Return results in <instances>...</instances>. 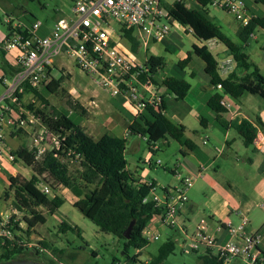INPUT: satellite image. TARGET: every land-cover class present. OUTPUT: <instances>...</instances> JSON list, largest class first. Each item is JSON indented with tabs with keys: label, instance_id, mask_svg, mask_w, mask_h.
I'll return each mask as SVG.
<instances>
[{
	"label": "trees",
	"instance_id": "16d2710c",
	"mask_svg": "<svg viewBox=\"0 0 264 264\" xmlns=\"http://www.w3.org/2000/svg\"><path fill=\"white\" fill-rule=\"evenodd\" d=\"M194 1L198 5V9L187 8L182 1L174 2L167 8L169 16L176 23L187 28L192 37L203 44L193 46L192 53L205 63L204 71L210 77V85L214 89H217V85L220 86V89H217L219 91H215L206 102L208 109L215 114L217 125L222 129L232 127L241 137L243 145L251 147L257 128L246 120L227 123L223 116L227 109L221 104V101L224 96L239 100L245 95L258 96L264 101V77L244 52V45L247 44L251 34L257 29L264 30V15L251 17L245 26L237 27L236 38L240 43L237 45L222 32L212 19L201 12V8L210 5V0ZM252 1L264 7V0ZM119 33L120 37L127 42L130 51L136 54L140 43L133 35V31L119 28ZM211 40L217 41L225 47L227 54L236 65L235 69L239 68L243 72L245 71L242 76H238L235 69L226 76H221L215 55L205 45ZM189 61L190 53L177 65L183 69ZM0 65L7 76H11L15 72V69L9 67L4 61H1ZM164 66L163 57L153 55L146 57L144 67L147 70L143 73L142 79L149 78L154 87H164L176 101L182 100L190 90L189 82L172 76L158 80L156 74ZM69 78L68 74L63 76L61 70L58 79L53 77L48 85L32 90L36 98L35 104H22L24 109L32 112L39 119L41 125L56 136L59 146L58 149L52 147L46 150L38 161L34 160L33 151L26 146H21L12 152L16 159L32 169L33 175L25 184L10 178L9 185L3 193L5 200L9 199L11 195V206L24 213L22 219L26 227L18 228L15 224L11 229L12 239L0 240V264L12 260H24L26 256H33L34 258H30V260L38 261L39 255L43 254L42 251L51 253L58 262L60 256L64 254V249H55L45 242H39V247H29L30 244L26 242L35 227L45 223L44 216L37 209L43 206V197L46 198V196L38 193L34 188L41 182L45 183L52 191L55 188L68 190L74 197L72 206L82 216L88 219L100 232L121 240L123 255L126 256L127 261L125 264H162L174 252L175 244L172 238H167L158 247L156 254L152 255L146 263L140 262L137 255L127 256V249L132 248L135 251H140L150 243L146 240L143 232L158 210L152 203H145L143 200L155 183L151 182V185H148L147 182L140 183L127 170L125 139L109 134L94 139L82 126L72 121L69 112L50 105L47 95L57 96L60 94L62 96L63 94L70 97L66 88L63 87V83ZM24 87V93L30 91L27 86ZM69 106L72 112H78L82 116L86 114L85 108L77 101L69 102ZM165 112L164 96L161 97L158 105L145 104L143 111L130 119L128 135L144 138L147 149L152 155L160 150L159 146L162 142L171 141L181 147V156L193 152L196 145L186 137L185 127L170 120L166 117ZM256 121L262 125L258 120ZM199 123L200 127L204 129L206 120L201 118ZM21 133L18 131L16 135ZM75 155H78L80 163L72 171L69 161L74 160ZM63 202L57 195H54L50 200L53 210L58 209ZM53 210L50 211V214H53ZM131 222L133 225L126 239L123 237V233ZM56 229L60 234L69 232L82 240L81 230L77 226H71L61 221ZM68 257L70 261L75 260V254H69ZM198 259L202 264H224L222 259H218L209 252L200 254ZM55 262L48 260L46 264H56ZM119 263L121 262L116 259L111 262V264Z\"/></svg>",
	"mask_w": 264,
	"mask_h": 264
},
{
	"label": "built area",
	"instance_id": "2783aa9c",
	"mask_svg": "<svg viewBox=\"0 0 264 264\" xmlns=\"http://www.w3.org/2000/svg\"><path fill=\"white\" fill-rule=\"evenodd\" d=\"M181 1L185 3V0H70V17L56 20L44 35L38 34L44 26L38 20L30 25L7 21L10 26L7 35L0 41V53L4 59L9 60L4 62L15 72L7 76L0 65V155L5 142L3 127L5 121L11 123L14 109L18 129L32 125L40 127L33 135L30 148L35 161L40 160L46 150L52 147L58 149L56 136L41 125L39 119L24 109L22 104L36 103L32 90L49 84L53 78L49 68L54 58L61 55L72 61L95 87L113 98H123L133 108L134 116L140 114L147 103L158 105L162 96L154 91L149 78L142 79L147 70L144 63L137 62L129 51L118 45L110 29V22L114 21L119 28L132 30L139 43L147 47L150 42L161 41L170 33L172 24L176 22L169 16L167 8ZM210 5L231 13L239 26H245L250 20L242 0H210ZM24 86L30 91L24 93ZM216 87L220 89L219 85ZM221 104L227 110L231 107L224 100ZM253 146L264 154L263 133H256ZM14 158L12 154L9 155L10 161ZM79 163L78 155L69 161L70 167H76ZM177 177L180 180L178 187L154 184L143 200L152 203L158 210L143 232L146 240L150 242L157 239L152 230L155 225L177 228L188 241L183 245V249L188 252H209L222 259L224 264L232 261L264 264L260 249L262 236L259 232L245 233L244 228L248 222L246 218L236 227L227 224L229 239L222 243L204 233L202 221L188 237L181 223V212L187 205L186 191L192 186V179L178 174ZM37 185H42V195L51 194V189L45 183ZM20 214L16 209L7 214L0 212V240L12 239L11 229L15 224L18 228H24V222L18 219Z\"/></svg>",
	"mask_w": 264,
	"mask_h": 264
},
{
	"label": "rangeland",
	"instance_id": "374dc122",
	"mask_svg": "<svg viewBox=\"0 0 264 264\" xmlns=\"http://www.w3.org/2000/svg\"><path fill=\"white\" fill-rule=\"evenodd\" d=\"M185 6L190 9H198V5L193 0H185ZM259 9L264 10V7L259 6ZM69 10L70 0H0V41L7 35V21H11L12 23L20 21L30 25L34 20H38L42 22L46 28H51L59 18H68V16L70 17ZM201 12L212 19L217 25H219L222 29V32L230 40H232L237 45H240L239 41H237L234 34L230 31V27L234 26L236 22L234 20V16L231 13L222 11L213 5H208L205 8H201ZM172 26H176V24H173ZM110 29L115 35L118 45H120L122 48L128 46L127 42L120 37L118 24H116L114 21H111ZM185 30L188 31L187 28H185ZM38 34L44 35L41 30L38 32ZM181 36L183 38V42L181 46L178 45V47H180L178 50L180 49L183 53H187L191 50V42H193V38L190 34H185L184 32H181ZM263 36L264 35L260 33V37L257 42L249 40L244 52L249 55L250 62L252 61L259 68L260 74L264 77ZM207 45L213 54H215V59L219 61L223 56L221 54L216 56L217 48L215 45L213 43H208ZM221 46L222 48H225L222 44L219 45L220 48ZM134 55L137 56L139 60L151 55L163 56L165 58L166 65L164 66L163 71L161 70L157 72L156 77L160 78L166 74L167 76L189 80L184 71L178 67V59L176 58L175 53L173 51H170V53L167 52L164 46L158 42H150L147 47H144L140 43L137 53ZM2 58L3 56L0 53V62ZM222 66L223 70H225V68H229V63L225 62L222 64ZM62 69L67 71L71 76L64 82L63 87L74 88L75 90L79 91V93L83 92L84 95L80 93L81 99L82 97H87L91 91H100V89L95 87L92 81L83 73H81L74 66L72 61H70L64 55L54 58L51 67L52 77L58 79L61 75ZM66 75V73H63V76ZM247 97L245 96V98ZM241 98L243 99L244 96ZM252 98L253 103L251 107H248L247 110H244L248 115L247 120L253 119L255 116H260L264 122V101L258 96H253ZM47 99L49 100L50 105L54 106L55 108L65 112L67 111L69 114L72 113L69 115L72 121L78 123L81 126L90 123L92 125H98L102 123L105 120V115L103 112L105 109L111 107V101L108 95L105 93L100 94L98 100L93 104L90 102V108L88 107L89 109L94 108L92 113H95V118L91 119V113H88L87 109H85L86 114L83 116L78 112H72L69 102L72 103L77 101L82 106L79 100H74L73 98L64 96L63 94L62 96L60 94L57 96L47 95ZM88 101L85 102L86 106H88ZM166 108L169 117L170 113L174 112L175 109L171 103H167ZM225 115L226 114L223 116ZM188 123L189 127H196V131L191 132L193 128H189L191 130H189L187 133V137L191 139L198 146L197 148L200 149V151L205 155L203 160L204 164H209V167L204 171V174L208 176L206 180H214L218 184L219 189L226 193H230L232 189H235L233 188L232 183L235 184L236 188L243 192L244 190L251 191L255 179L261 175L259 171L260 166L251 165L247 162L243 163V153L246 152L245 154L252 156V158L258 157L262 162L264 160V154L257 150L254 151V146L245 148L239 143L232 146L233 152L226 148L224 153L219 154L213 147V145L219 147V144L216 142L217 138H215L213 135L210 136L204 147L201 143L200 137L203 136V134H206V129L203 130V128L198 126V124H196L193 119H190V117L188 118ZM32 126L26 128L30 129L31 131ZM33 128L36 132L40 130L38 125H34ZM86 130L88 133L91 131L87 128ZM231 132V134H236L233 133L234 131ZM262 132L264 133L263 127ZM214 134L220 136L218 139L222 138V132L215 130ZM91 135L96 137L94 134ZM48 142L50 141L48 140ZM204 148H207L208 150H205ZM146 155V145L141 141L139 149L136 151H131V149L126 150L125 159L127 161V170L133 175L135 172L140 174L141 170L149 171L147 160L145 163H140L138 161V156L142 157V159H146ZM181 159L180 146L176 142L171 141L169 142V145H161L160 150L152 157V160L154 163H156L153 169L155 170L156 177L154 178V176H152L156 181L155 184L164 185L165 187H172V185H175V176L169 173L166 169L172 170L173 165L178 166L177 163ZM29 169L28 167H25L27 172H30ZM70 169L73 171L74 166L70 167ZM183 177L185 176L183 175ZM225 178H229L232 183L229 182L231 183L230 185L226 184L227 181ZM178 182L179 181H177V184ZM194 184L195 186L190 188V192H192L194 195V204L196 203L195 209L203 211V202L204 200L206 201L212 194V188L203 184L201 185V183L197 182V180ZM2 185L3 184L0 182V212L9 213L10 208L7 206V204H5V199L3 197L4 189L2 188ZM41 187L42 185H36L34 188L36 191H38V193H40ZM54 194L59 196L64 202L58 209L53 210L50 200ZM71 198L72 194L64 188H55L53 191L51 190V194L46 196V198L43 197V206L38 208L37 211L44 216L45 223L42 225H37L26 242L30 244L29 247H39V242H45L55 249H64L65 252L60 256V261L57 262L51 253L42 251L43 254L39 255L38 261L46 263L48 260L53 259L54 262L56 261V264H111L112 260L116 259L121 263H125L126 256L123 255L122 241L118 240L112 235L100 232L97 227H95L88 219L82 216L76 208L72 206ZM254 203H256L255 206L248 214V219L251 223V227L253 228L264 223V210L262 209L264 206V198L262 199V196H260L258 197L257 201H254ZM51 210H53V214H50ZM23 216L24 213L18 216V219L22 223ZM61 221H64L71 226H77L81 230L82 240L76 238L69 232L66 234L58 233L56 228ZM187 226L186 232L187 236L189 237L194 233L195 229L193 228V224L191 227H189L188 224ZM236 226L237 224H235L234 227ZM25 227L26 226L24 224V228ZM166 233H169L167 229ZM175 237L176 244L174 243V252L165 261H163L162 264H201L196 256L197 254L188 252L185 249H181V238L185 243H188L184 235L180 233V235L176 234ZM166 240L167 238L164 231L160 234L157 240L150 241V243L145 248L138 251V253H136V251L132 248L127 249V256L133 257L134 255H137V258L140 262L146 263L147 260L144 259L149 255H155L158 247ZM69 254H75L74 261H70V258L68 257ZM30 258L34 257L26 256L24 259Z\"/></svg>",
	"mask_w": 264,
	"mask_h": 264
},
{
	"label": "crops",
	"instance_id": "0c3cea01",
	"mask_svg": "<svg viewBox=\"0 0 264 264\" xmlns=\"http://www.w3.org/2000/svg\"><path fill=\"white\" fill-rule=\"evenodd\" d=\"M243 2H244L246 11L248 15L250 16V18L251 17H261L262 15H264V10L259 9V6L261 5L255 4L252 0H245ZM173 24H176V26H171L170 33L167 35V37L157 42L162 44L167 52L170 53V51H173L175 53V56L178 59L177 64L178 62L185 59L187 54L190 53V61L182 69L189 79L186 81H188L190 84V90L182 100L176 101L174 99V96L171 93H168L164 87H154V91L157 94L164 96L165 106L167 105V103H171L175 109V111L171 112L170 116L168 117L169 114L167 113V108H166L165 115L173 122L182 124L185 127L186 137H187V133L189 132V130H191L189 128H193L191 132L196 131V127H189L188 118L190 117V119H193L194 122L198 124V126H200V123H199L200 119L204 118L206 120V125L204 129H206L207 135L203 134V136L200 137L202 145L203 146L206 145L208 138L213 135L215 138H217L216 142L217 144H219V147H217L216 145H213L217 153L219 154L224 153V150L226 148L231 150V152H233L232 146L238 143L243 145L241 137L239 136L237 131L233 129L232 127H229L227 129H222L221 127H219V125H217L215 121V114H213L206 105L208 98L215 91H219V90L214 89L210 85V77L204 71L205 63L200 58H198L192 53L193 46H201L203 44L196 41L192 37V35L188 31L185 30L184 27H182L178 23H173ZM238 26L239 24L235 22V25L230 27V31L234 34L235 38H236V31H237ZM49 29L50 28H46L45 26H43L41 31L42 33H46L48 32ZM181 32H184L185 34H190L191 37L193 38V42H191V50L187 53H183L180 49L178 50V48H180L178 47V45L181 46L183 42ZM260 33L264 35V30L257 29L253 34H251V36L249 37V40H253L257 42L260 37ZM262 39H264V36ZM208 43L209 44L213 43L215 47L217 48L216 56L218 54H221L223 56L219 61L218 60L216 61L219 64V73L221 74V76H226L227 74H229L231 71L235 69L236 65L234 61L227 54L225 48H222V46L221 48L219 47L220 43H218L217 41L211 40L205 43L207 47H208L207 45ZM247 44L244 45L245 48L247 47ZM124 49L126 51H129L130 54L135 58V60H137V62L144 63V61L146 60V57H144L142 60H139L138 57L135 56L130 51L128 46L124 47ZM263 50H264V47H263ZM155 56H158V55H155ZM1 61L6 62L9 60L2 58ZM224 61L229 63V68H225V70H223V66H222V64L225 63ZM235 71H237L238 76H242L245 73V71L243 72L239 68L235 69ZM62 72L70 76V74L64 69H62ZM51 74H52V71H51ZM165 77H168V76L164 74L163 77H160V78L156 77V78L158 80H163ZM63 86H64V83H63ZM66 90L71 98H73L74 100H79L82 106L85 109H87V112L91 113L90 115L92 116L91 119L95 118V115H94L95 113L94 114L92 113L94 108L89 109L90 102L92 104L95 103L100 97V94L102 93H105L106 95H108L106 92L101 91V90L91 91L87 97H82L81 99L80 93L83 94V92L79 93V91L75 90L74 88H66ZM245 96L246 97L248 96V97L245 98ZM245 96L243 99L240 98L239 100H234L227 96H224L223 98L224 102L230 104L231 106L230 109L227 110V112L225 113L226 115L224 116V120L227 123H236V122L238 123L241 120H246L257 128V132L263 133L262 127L264 128V122L262 121L260 116H255L253 119L247 120L248 115L244 110L245 109L247 110L248 107H251L253 103L252 102L253 96L252 95H245ZM108 97L111 101L110 103L111 107L105 109V111L103 112L105 115V120L98 125H92L90 123L82 127L85 129L86 132H87L86 128L91 130L89 133L88 132L87 133L90 136H92L91 134H94L96 136V137L92 136L94 139H98L104 134H109L113 137L125 139L126 140L125 154H126V150L128 149H131V151H136L137 149H139L140 141L145 143V139L138 137V136L128 135V126L130 124V119L135 114L133 108L129 106V104H127V102H125L123 98H113L109 95ZM87 101H88V106H86V103H85ZM11 117H12L11 123H9L8 121H5V124L3 127L4 132H5V142H4V148L0 155V182L3 184L2 185V188L4 189L3 192L7 189L10 178H14L20 183L25 184L29 182L31 176L33 175L31 168L29 169L28 167L30 172H27V170H25L26 166L20 160L14 158L13 161H10L9 155H11L13 151H15L17 148L21 146H26L28 149H30L32 146L33 135L36 133V131L34 130L33 127L31 131L30 129L26 127L18 129V127L16 126L17 115H16L15 109L13 110ZM256 120H258L262 125L258 124ZM215 130L222 132L221 139L220 138L218 139V137L220 136H218L217 134H214ZM18 131L22 132L20 136L16 135V132ZM231 131H234L233 133H236V134H231L232 133ZM132 137H135V138H132ZM161 145H169V142L168 143L162 142L160 146ZM197 147L198 146L196 145V148L193 152H188L186 155L181 156L182 159L177 163L178 166L173 165L172 170L167 169L169 173L175 176V182H176L175 185H172V187H168V188H175L180 185V180L177 177V174L180 175L181 177H183L184 175L192 179V186L190 188L195 186L194 183L196 182V180L197 182L201 183V185L203 184L207 187L212 188L211 190L212 194L209 196V198L206 201L204 200L203 202V207H204L203 211L195 209L196 203L194 204V200H195L194 195L192 192H190L191 191L190 188H188L189 190L187 189L186 191L187 205L181 212V222H182L183 227L186 229L188 227L187 224L189 225V227H191V225L193 224V228L196 229L197 226H199V224L202 221L203 226H204V233L214 238L217 242L222 243L229 239V234L227 231V224L232 227H234L235 224H237L238 226L241 223L242 219L246 218L248 222L244 228V231L245 233L259 232L261 234L262 242L260 245V249L264 257V223L259 224L255 228H253L251 227V223L248 219V214L250 210L253 209V207L256 204L254 203V201H257L258 197L260 196H262V199L264 198V167H263L264 160L262 162L260 158L258 157L252 158V156L247 155L245 154L246 152H244L242 156L243 163L247 162L251 165L260 166L259 171L261 175L257 179H255L253 186L251 188V191L244 190V192L236 188L235 184L232 183V181L229 178H225V180L227 181L226 184L230 185L232 183L233 188L236 189V190L234 189L236 192L232 189L230 193H226V192H223V190L219 189L218 184L214 180L212 179L210 181L206 180L208 176L204 174V171L209 167V164L207 163L204 164L203 160L205 158V155ZM146 149H147V146H146ZM204 149L208 150L207 148H204ZM152 157L153 155L149 152L148 149H147L146 159H142V157L138 156V161L140 163H145L147 160V166L149 169V171L141 170L140 174H138L137 172H135L134 175L130 173L132 174L133 178L136 179L138 182L156 183L155 179H153L152 177V176H154V178L156 177L155 170H153L155 167L154 165L156 163H154V161L152 160ZM177 181H179L178 184H177ZM159 186H164V185H159ZM54 195H52V198L54 197ZM71 199H72V202H71L72 204L74 201V197L72 196ZM11 200H12L11 195L9 199L4 200L5 204H7V206H9L10 208L9 209L10 212L14 209L11 206ZM262 209L264 210V206L262 207ZM3 214H7V213L4 212ZM166 229L167 231H169L168 234L166 233ZM152 230L154 234L157 235V239L160 236V234L165 231L166 238H172L175 244H176L175 235L176 234L180 235L181 233V231H179L177 228L169 229V228L159 227L158 225H155L154 228H152ZM184 243H185L184 240L181 238L180 246L182 250H183ZM199 255L200 254L196 255L197 258ZM151 256L152 255H149L144 260H148ZM230 264H241V262L232 261L230 262Z\"/></svg>",
	"mask_w": 264,
	"mask_h": 264
},
{
	"label": "water",
	"instance_id": "95a60500",
	"mask_svg": "<svg viewBox=\"0 0 264 264\" xmlns=\"http://www.w3.org/2000/svg\"><path fill=\"white\" fill-rule=\"evenodd\" d=\"M132 225H133V222H131L129 227L123 233L124 238H126V239L128 238ZM3 264H46V263H44V262L42 263L40 261H34V260H30V259H24V260H12V261H9V262L3 263Z\"/></svg>",
	"mask_w": 264,
	"mask_h": 264
},
{
	"label": "flooded vegetation",
	"instance_id": "af4514ba",
	"mask_svg": "<svg viewBox=\"0 0 264 264\" xmlns=\"http://www.w3.org/2000/svg\"><path fill=\"white\" fill-rule=\"evenodd\" d=\"M53 260V259H52Z\"/></svg>",
	"mask_w": 264,
	"mask_h": 264
}]
</instances>
